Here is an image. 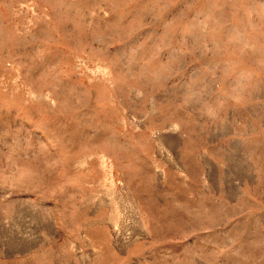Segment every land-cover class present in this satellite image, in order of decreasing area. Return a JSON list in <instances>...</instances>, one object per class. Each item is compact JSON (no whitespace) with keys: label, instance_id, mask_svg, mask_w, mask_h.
Instances as JSON below:
<instances>
[{"label":"rangeland","instance_id":"374dc122","mask_svg":"<svg viewBox=\"0 0 264 264\" xmlns=\"http://www.w3.org/2000/svg\"><path fill=\"white\" fill-rule=\"evenodd\" d=\"M0 264H264V0H0Z\"/></svg>","mask_w":264,"mask_h":264}]
</instances>
